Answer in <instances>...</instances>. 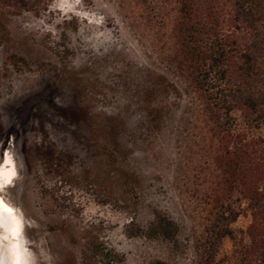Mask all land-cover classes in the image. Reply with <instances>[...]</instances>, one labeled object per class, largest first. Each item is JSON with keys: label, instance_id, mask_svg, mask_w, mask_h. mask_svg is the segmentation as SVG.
I'll return each mask as SVG.
<instances>
[{"label": "rangeland", "instance_id": "1", "mask_svg": "<svg viewBox=\"0 0 264 264\" xmlns=\"http://www.w3.org/2000/svg\"><path fill=\"white\" fill-rule=\"evenodd\" d=\"M169 3L0 0V157L47 264H107L106 249L109 264H212L235 245L210 225L220 173ZM242 208L231 228L246 242ZM155 211L177 223L176 247L128 235Z\"/></svg>", "mask_w": 264, "mask_h": 264}, {"label": "trees", "instance_id": "2", "mask_svg": "<svg viewBox=\"0 0 264 264\" xmlns=\"http://www.w3.org/2000/svg\"><path fill=\"white\" fill-rule=\"evenodd\" d=\"M169 1L175 64L186 72L220 173L210 225L217 238L235 241L212 264H264V0ZM243 202L250 216L246 242L231 228ZM178 231L173 218L155 211L146 229L128 235L176 247ZM115 256L106 249L107 264Z\"/></svg>", "mask_w": 264, "mask_h": 264}, {"label": "clouds", "instance_id": "3", "mask_svg": "<svg viewBox=\"0 0 264 264\" xmlns=\"http://www.w3.org/2000/svg\"><path fill=\"white\" fill-rule=\"evenodd\" d=\"M16 178L14 163L6 164L0 179V264H41V261L47 264L50 257L42 249L38 256L25 235L26 226L35 225L8 198L7 189Z\"/></svg>", "mask_w": 264, "mask_h": 264}, {"label": "snow or ice", "instance_id": "4", "mask_svg": "<svg viewBox=\"0 0 264 264\" xmlns=\"http://www.w3.org/2000/svg\"><path fill=\"white\" fill-rule=\"evenodd\" d=\"M12 162V158L9 156L7 152L3 153V156L0 157V179H2L3 172L5 170V165Z\"/></svg>", "mask_w": 264, "mask_h": 264}, {"label": "bare ground", "instance_id": "5", "mask_svg": "<svg viewBox=\"0 0 264 264\" xmlns=\"http://www.w3.org/2000/svg\"><path fill=\"white\" fill-rule=\"evenodd\" d=\"M10 156V155H9ZM11 157V156H10ZM12 158V157H11ZM12 160H13V163H14V165H15V169H16V172H17V168H16V164H15V161H14V159L12 158Z\"/></svg>", "mask_w": 264, "mask_h": 264}]
</instances>
